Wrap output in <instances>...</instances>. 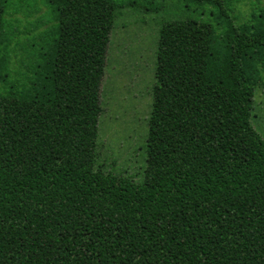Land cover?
I'll return each mask as SVG.
<instances>
[{"label":"trees","instance_id":"16d2710c","mask_svg":"<svg viewBox=\"0 0 264 264\" xmlns=\"http://www.w3.org/2000/svg\"><path fill=\"white\" fill-rule=\"evenodd\" d=\"M47 1L59 24L33 77L2 87L0 60V264H264V139L251 120L264 13H227L222 30L163 24L137 183L98 166L111 33L135 2Z\"/></svg>","mask_w":264,"mask_h":264},{"label":"rangeland","instance_id":"374dc122","mask_svg":"<svg viewBox=\"0 0 264 264\" xmlns=\"http://www.w3.org/2000/svg\"><path fill=\"white\" fill-rule=\"evenodd\" d=\"M115 1L136 4L121 8L111 33L102 82L98 166L105 172L141 183L147 169L149 117L163 24L193 19L222 30L227 13L236 24L251 23L255 16L260 17L264 13V0H224L221 6L194 0ZM10 2L0 51V60H5L8 73V83H2L4 88L33 77L39 53L53 40L59 24L58 12L47 0ZM221 7L226 14L221 15ZM251 113L254 128L264 139V67ZM209 128L207 122L205 131ZM226 129L234 134V123Z\"/></svg>","mask_w":264,"mask_h":264}]
</instances>
